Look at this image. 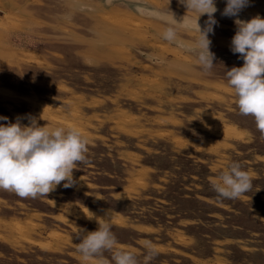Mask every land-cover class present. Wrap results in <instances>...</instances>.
Returning <instances> with one entry per match:
<instances>
[{
  "label": "rangeland",
  "instance_id": "1",
  "mask_svg": "<svg viewBox=\"0 0 264 264\" xmlns=\"http://www.w3.org/2000/svg\"><path fill=\"white\" fill-rule=\"evenodd\" d=\"M215 4L214 66L204 71L186 50L195 32L162 38L172 14L196 15L180 0H0V116L75 127L90 161L73 170L72 187L61 182L47 196L0 189V264H82L79 236L97 230V218L110 219L117 247L140 264L145 240L158 251L150 264H264V136L239 113L226 78L244 63L231 51L234 21L264 18V0H249L238 17L221 15L226 0ZM232 162L252 188L217 198L211 180ZM192 212L201 230L187 226Z\"/></svg>",
  "mask_w": 264,
  "mask_h": 264
},
{
  "label": "clouds",
  "instance_id": "2",
  "mask_svg": "<svg viewBox=\"0 0 264 264\" xmlns=\"http://www.w3.org/2000/svg\"><path fill=\"white\" fill-rule=\"evenodd\" d=\"M180 3L186 7L187 13H195V17L185 15L181 22H177L171 13L172 19L166 21L168 26L162 38L174 43L178 42L179 29L195 32L197 35L186 50L195 54L202 70L210 71L215 56L210 51L209 33H213L214 25L218 24L214 17L217 12L215 0H180ZM248 5L249 0H226L221 15L238 17ZM137 12L162 18L161 13L143 7H138ZM205 14L207 20L202 29L198 20ZM234 23L237 30L231 40V51L239 54L244 63L226 71L227 83L236 97L239 113L251 115L257 130L264 136V18L255 16L247 21L237 18ZM0 120L6 122L0 124L2 190L14 192L22 199L47 196L61 182L65 188L72 187L76 183L73 170L78 164L90 163L86 155L89 141L75 127L49 129L39 126L35 118H29L28 125L22 124L19 118L15 123L5 116H0ZM211 186L221 198L238 199L251 190L252 176L242 169L239 162H232L211 180ZM107 215L110 216L109 213ZM88 217L93 218V214ZM109 221L108 218H97L98 229L79 236L76 250L82 264H110L103 256L106 251L112 254L114 264H140L132 251L117 247ZM143 246L146 250L143 264H150L158 255L157 248L148 240L143 242Z\"/></svg>",
  "mask_w": 264,
  "mask_h": 264
},
{
  "label": "trees",
  "instance_id": "3",
  "mask_svg": "<svg viewBox=\"0 0 264 264\" xmlns=\"http://www.w3.org/2000/svg\"><path fill=\"white\" fill-rule=\"evenodd\" d=\"M174 186L176 185V183H174L173 184ZM167 188H169V186L167 185ZM175 188L177 189H179L180 188V186H175ZM152 190V189H151ZM146 192H148V191H146ZM173 196H175V198L179 201V202H186V203H188V204H195L196 202H198V201H200V200H198L197 198H193L192 199V197H184V195L183 194H180L179 192H178V190H170L169 191ZM218 195V194H217ZM192 196H194V195H192ZM203 197H207V198H212L211 196H206V195H203ZM219 196H217V198H218ZM132 200L133 199H130V200H122V206H125V207H127V206H129L131 203H132ZM200 203H202V204H204V205H207V206H209L210 204H208L207 202H200ZM263 206H264V203H261ZM111 210H113V211H116L117 209H118V207L117 208H115V207H109ZM191 211H193V209L191 210ZM252 212V211H251ZM207 216L209 217V213H207ZM183 218H184V220H186V221H188V222H194V224H188L187 226L188 227H195L196 229H199V230H201L202 228H204L202 225H198L197 223V220H196V218L194 217V215H193V212L192 213H190V216H188L187 215V213H184L183 214ZM0 253L2 254V256L0 257V262H2L5 258H6V256L1 252V250H0ZM161 255L159 254V257H160ZM157 262V261H156Z\"/></svg>",
  "mask_w": 264,
  "mask_h": 264
}]
</instances>
